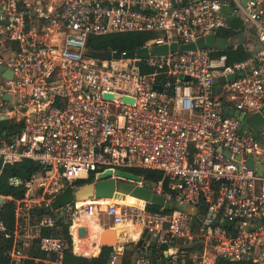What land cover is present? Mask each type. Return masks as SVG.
I'll return each instance as SVG.
<instances>
[{"label": "built area", "instance_id": "2783aa9c", "mask_svg": "<svg viewBox=\"0 0 264 264\" xmlns=\"http://www.w3.org/2000/svg\"><path fill=\"white\" fill-rule=\"evenodd\" d=\"M232 20L243 29H235V42L233 34H219ZM148 32V47L196 43L209 34L225 38L226 47L146 59L157 70L143 75L136 64L119 67L118 60L85 54L88 36ZM247 32L258 45L247 59L228 64L223 51L247 47ZM0 66L11 73H0V117L19 126L7 137L0 132V168L23 159L43 165L26 182L9 178L26 187L13 200L11 231L0 221V232L12 240L9 264H63L68 244L59 228L68 225L72 241L74 233L83 239L84 226L75 225L82 215L104 216L139 235L147 229L156 264H264V122L256 133L225 111H239L244 122L264 114L263 0H0ZM106 169L113 177L116 170L160 171L167 190L161 182L151 190L173 209L94 199L38 213L50 208L64 181L75 189ZM131 183L146 185L143 178ZM187 205L196 211L204 205L206 212L194 220L197 212H186ZM94 247L99 252L97 241ZM135 248V256L113 251L103 264H155Z\"/></svg>", "mask_w": 264, "mask_h": 264}, {"label": "trees", "instance_id": "16d2710c", "mask_svg": "<svg viewBox=\"0 0 264 264\" xmlns=\"http://www.w3.org/2000/svg\"><path fill=\"white\" fill-rule=\"evenodd\" d=\"M235 29H239V32H242L241 22L239 20H232L230 22V27L227 29H222L219 31V34L223 37L228 38L229 35L235 34ZM152 33H122V34H108L103 36H88L86 40V50L87 51H120L125 52L131 49H137L145 46L146 42L152 38ZM227 55V63L233 64L235 62L243 61L247 59L251 51L248 47H244L243 45H238L236 48L228 47L225 51H223ZM136 66L138 67L140 74H149L153 73L157 70V67L153 65H147L144 60H136ZM159 79L162 76H158ZM19 130L18 125H14L10 123L8 120H0V132L5 133V136H10L16 131ZM43 165L39 162L32 161L30 159H23L19 162H15L13 164H6L0 168V196L5 198H11V200L3 201L0 208V221L3 222L7 231H11L14 224V201L22 199L25 196L26 187L23 184L18 186H12L9 184L10 177H17L22 182L28 181L34 173L42 170ZM129 172H132L136 175H139L143 178L146 183L151 185L158 184L161 182L163 191L167 190L168 187V179L163 176L160 171L157 170H149V169H130ZM93 179L91 175L86 181L78 182L79 185L83 183H90ZM126 205H138L142 206V202L128 200ZM147 209L152 212H158L159 207L154 204H147ZM164 212H170L168 208L163 210ZM206 212V207L202 205L197 209V214L194 217V220H198L200 216L204 215ZM59 232H62L63 236L66 238L68 247L65 249L63 253V264H103L109 255L113 252V249L110 247H104L100 254L97 257H83L77 256L73 253L72 250V241L70 235L68 233V225H62L59 228ZM49 234L48 232H45ZM12 240L10 238H5L3 234L0 232V264H9V259L7 252L11 247ZM79 246V243L76 244ZM95 248V247H93ZM96 249V254L98 253V249ZM76 252L80 253L76 248ZM88 254V253H84ZM39 256L42 254L38 253ZM148 256L151 258L152 262L156 264V249L149 248ZM30 262L28 261L27 264ZM219 264H250L249 262H228V261H220Z\"/></svg>", "mask_w": 264, "mask_h": 264}, {"label": "water", "instance_id": "95a60500", "mask_svg": "<svg viewBox=\"0 0 264 264\" xmlns=\"http://www.w3.org/2000/svg\"><path fill=\"white\" fill-rule=\"evenodd\" d=\"M247 0H243L245 4ZM214 47L217 49H224L226 47V40L225 38H218L214 40V35L209 34L205 38H200L196 43H187L178 45L176 42H172L170 44L164 43L160 45H154L151 47L143 46L137 49H131L125 52L120 51H86L85 54L89 57L101 60V61H109V60H146L152 57L158 58L168 55L169 53L177 52L178 50H195L196 48H205V47ZM0 73L3 77L11 78V73L6 70L3 66H0ZM233 75H229L228 79H232ZM185 80H188L185 77ZM219 83L224 82L223 77H219ZM154 89L157 91H161V85L157 84L153 86ZM1 95V93H0ZM112 94L105 93L104 97L112 98ZM4 100H8V95H3ZM123 101L125 102H132V99L123 96ZM225 111L228 112L230 115H234L239 118L241 122H244L245 117L244 114L239 113V111L229 110L225 108ZM1 120H4L3 117H0ZM246 124L258 133L261 129V126L264 122V114H254L249 116L246 119ZM225 155L228 156L229 154L225 152ZM247 164L250 168H253V162L251 159L247 160ZM262 170V166H258L257 172L260 173ZM113 173L110 169H106L102 172L96 174V181L94 183H87L85 185H80L77 188L73 189L67 181H64V189L61 194L51 203L50 208H45L44 210L39 209L38 213L41 214L42 212L48 213L50 209H56L66 204L71 203L73 200H83L87 198L93 199H121L126 196L134 197L140 200H143L147 203L154 204L157 207L167 206L169 210L173 209L172 204H165V199L162 196L156 195L151 190V184L146 183L144 188H139L134 186L131 181L139 182L142 178L139 175H136L132 172L123 171V170H116ZM3 203V198L0 197V208ZM227 223L225 222L226 225ZM87 233V229L85 227H80L78 229L79 237L85 236ZM149 241L148 246L150 248L155 247V240H150V234L147 232V229H144L142 233L139 235L135 246L143 253H146L145 242ZM117 245V237L116 232L114 229H106L99 234L98 240V248L99 251L104 247H110L115 249Z\"/></svg>", "mask_w": 264, "mask_h": 264}, {"label": "rangeland", "instance_id": "374dc122", "mask_svg": "<svg viewBox=\"0 0 264 264\" xmlns=\"http://www.w3.org/2000/svg\"><path fill=\"white\" fill-rule=\"evenodd\" d=\"M245 33V35L248 37V39L244 42V43H249L250 45H252L253 43L255 44V47L258 45L254 39H252L253 37V33ZM231 39L233 42L236 41V37L235 35L233 34L231 36ZM253 40V41H252ZM253 46V45H252ZM254 47V48H255ZM110 63V61H109ZM117 66L119 67H129L131 68L132 65H135V62L133 60H118L116 61L115 63ZM247 126L246 122H242L241 123V128H245ZM86 184V183H85ZM83 184V185H85ZM35 187H36V183H35ZM3 198V201H6V200H11V198H5L3 196H0ZM81 201V200H79ZM93 201V200H92ZM108 202H111L109 200H106V201H101L99 200L98 203L100 204H105V203H108ZM82 203H92L91 201H86V202H82ZM73 218L74 220V217H71V219ZM78 222H76V225H82L84 226L86 229H87V233L86 235L84 236L83 239L81 240H77V243H79V246L78 248L82 249L81 253H83V257H88V258H91L92 256L91 255H95L96 254V249L93 248L94 247V242L99 240V234L106 230V229H114L116 231L117 228H119V231L121 230L120 227H116L114 228L112 226V223L104 216H99V217H95V216H89V215H82L80 218H78V220H76ZM69 231V229H68ZM123 232H121L122 234ZM78 239V238H77ZM72 241V240H71ZM76 241V239H75ZM72 244H74V241H72ZM72 250H73V247H72ZM88 253V254H84V253ZM99 253H97L98 255Z\"/></svg>", "mask_w": 264, "mask_h": 264}, {"label": "crops", "instance_id": "0c3cea01", "mask_svg": "<svg viewBox=\"0 0 264 264\" xmlns=\"http://www.w3.org/2000/svg\"><path fill=\"white\" fill-rule=\"evenodd\" d=\"M252 45L247 43V47H248L249 50L254 47V45L253 46ZM184 209H185L186 212H188L190 214H195L197 212L195 208H193L192 206H188V205L185 206ZM114 228H116V227H114ZM116 230H118V236H117L118 238H117L116 248L115 249L112 248L113 251H118V252L123 251L124 254H125L124 257H126V258L127 257L130 258V257L135 256L136 254H138V252H137V250L135 248V243H136V241L138 239L139 231L136 230V229H129V230L127 229L125 231H122V230L119 231V228H117ZM121 232H123V233L121 234ZM77 240L78 239L76 238V241L74 242V244H72L73 253L75 255H77V256H81V255H83V253H81V252L77 253L76 252V248L79 251H82V249L78 248V246L76 245L77 244ZM147 252H148V249H146V253ZM98 253L100 254V251ZM98 255L95 254V255H91V256L97 257Z\"/></svg>", "mask_w": 264, "mask_h": 264}, {"label": "bare ground", "instance_id": "6f19581e", "mask_svg": "<svg viewBox=\"0 0 264 264\" xmlns=\"http://www.w3.org/2000/svg\"><path fill=\"white\" fill-rule=\"evenodd\" d=\"M94 201L93 198H87V199H83L81 200L82 202H86V201ZM99 200L101 201H106V200H109V201H117L118 203H121V204H125L128 200H134V201H138V202H142L141 200H138V199H135L134 197H130V196H126V197H123L121 199H97L95 202L98 203ZM143 204V202H142ZM126 205V204H125ZM75 225H76V220H75ZM116 232V237L118 236V230L115 231ZM77 238V236L75 235V233L73 234V239H74V242H75V239ZM118 238V237H117Z\"/></svg>", "mask_w": 264, "mask_h": 264}]
</instances>
